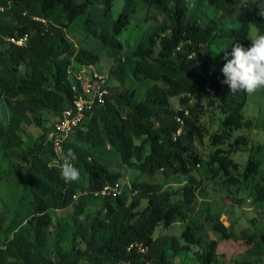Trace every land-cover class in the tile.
Segmentation results:
<instances>
[{
	"label": "trees",
	"instance_id": "1",
	"mask_svg": "<svg viewBox=\"0 0 264 264\" xmlns=\"http://www.w3.org/2000/svg\"><path fill=\"white\" fill-rule=\"evenodd\" d=\"M245 1L253 26L264 34V17L259 15V11H264V0H256V4ZM139 3L156 10L165 20L157 29H147L137 47L123 54L126 61L118 59L111 73L123 91L112 92L107 82L106 105L89 114L62 143L60 152L54 150L53 141L48 138L51 131L32 147L24 148L22 126L40 123L34 113L45 111L56 118L71 106L75 79L68 69L72 61L87 67L95 60L90 51L71 48L65 29L78 18H84L89 28L96 23L100 34L92 35L118 55L122 47L118 36L130 23ZM238 3L239 0H124L114 19L112 0H0V99L9 110L7 120H0V153L6 156L18 149L20 158L28 164L25 172L16 174L23 189L20 202L27 210L26 227L20 221H12L5 228L7 238L0 245V264H167L168 257H177L190 245H201L197 234L202 227L192 222L189 215L198 192L203 191L193 174L200 159L192 143L202 141L206 132L200 117L205 111L216 110L223 115L220 133L210 139L213 146L224 143L231 131L250 124L243 117L248 94L232 93L222 83L224 64L211 74L203 71L201 65L207 64L201 60V48L225 41L231 45L230 53L237 43L250 47V23L244 21L239 27L220 29L217 18L201 22L196 10L206 4L225 18ZM99 9L101 12L97 13ZM5 18L12 23L7 24ZM24 34L28 38L23 47L4 40ZM20 68L23 76L17 75ZM127 80L149 83L140 101L134 100L137 91L126 87ZM176 96L178 110L170 107V99ZM180 127L182 132L177 135ZM248 140L246 136L237 137L228 150L217 147L210 153L206 160L209 178L223 176V186L230 190L257 173L260 161L253 156L247 161L241 180L232 172L238 169L231 158L233 149L246 146ZM75 144L84 149L79 151ZM106 146L119 155L122 165L136 168L150 179L158 173L166 178L181 175L186 183L169 191L156 182L133 181L131 194H135L130 201L125 192L116 198L99 197L101 208L86 213V202L92 193L104 184L117 183L121 177L92 151ZM68 149L75 153L74 165L80 170V179L71 183L62 179L58 167L50 166ZM84 177L86 185L82 187ZM253 191L254 202L264 201V186L255 184ZM67 208H71L70 214L55 220L53 255L47 258L43 250L49 240L51 212ZM205 218L222 240L231 237L218 216L208 214ZM177 220L188 222L180 235L183 245L174 236L155 233L160 226L167 229ZM66 241L71 245L69 249L62 247ZM131 244H142L146 250H128ZM216 248L215 240L205 244L201 255H197L200 264H213Z\"/></svg>",
	"mask_w": 264,
	"mask_h": 264
},
{
	"label": "rangeland",
	"instance_id": "2",
	"mask_svg": "<svg viewBox=\"0 0 264 264\" xmlns=\"http://www.w3.org/2000/svg\"><path fill=\"white\" fill-rule=\"evenodd\" d=\"M76 1L81 3L85 0ZM123 6L124 0H112L111 13L114 19L117 18ZM96 12L100 13L101 10L99 9ZM196 12L201 22L207 23L211 18H217L220 29L228 30L231 27H239L242 22L248 21L250 23L249 37L256 31L251 22L250 8L245 0H239L237 7L233 9L231 15H226L225 18L219 13L216 15L211 7L206 4L199 5ZM148 15L149 17L146 19ZM164 20V16L156 14V10L149 9L147 6L139 3L136 11L130 16V23L118 36V41L122 47L117 55L110 47L104 46L99 39L92 35V33L96 35L100 34L96 23H91V27L89 28L84 18L76 19L64 31L66 40L74 51L78 49L90 51L94 55L95 60L93 64L87 67H80L72 61L73 65L70 67V71H72L71 75H80L83 81L89 74L97 73L106 77L112 92H122L123 88L119 86L111 71L117 65L120 57L122 61H126L122 57L123 54L137 47V43L141 40L147 29H157ZM4 21L7 24L12 23L9 18H5ZM4 47L2 46L1 48ZM230 49L231 45L227 41L213 43L210 47H202L201 60H204L207 64V66L201 65L204 67L203 71L209 74L211 71L219 70L226 62L224 57L226 54H230ZM155 51H157V47ZM208 56H210V59H208ZM23 73V68H20L17 75L23 76ZM147 86H149L148 82L136 83L132 80L126 81V87L135 88L137 91L135 101L142 99V93ZM170 107L174 110L180 109L179 96L170 99ZM8 114L9 110L6 103L3 99H0V120L5 122ZM33 115L39 119L40 123L39 126L35 123L22 126L20 137L24 148L32 147L47 131H52L51 128L56 119L53 114L45 111L36 112ZM243 115L244 121H250L249 127L231 131L229 138L219 146H213L210 139L213 134L220 133L223 115L216 110L205 111L200 117L201 123L206 126V132L202 141L198 142L196 140L192 143V149L200 159L199 167L193 171V174L200 181L203 191L198 192L196 200L189 209V215L192 222L202 227V230L197 234L201 245H190L188 250L181 251L177 257H168L167 264H200L197 255H201L205 244L211 240L217 242V257L213 264H264V201L254 202L252 197L254 193L253 186L255 184L264 186V179L262 178L264 176V90L258 91L253 95H248ZM50 133L48 134L49 139ZM240 136H246L249 140L246 146H238L233 149L234 152H232L231 158L237 163L238 169L232 172L238 175L241 180V175L251 156L260 161V166L257 173L249 176L244 181L242 179L243 182L238 188L231 187L229 190L223 186V176L209 178L206 160L209 154L214 152L217 147H221L225 151L228 150L230 148L229 144ZM69 141L74 143V140L71 138ZM75 147L79 151L84 149L83 145L75 144ZM92 151L110 170L121 175L118 183H120L122 192L128 195V201L132 197L131 184L133 181L156 182L163 189L169 191L181 187L186 183V178L181 175L166 178L161 173H158L153 179H150L136 168H127L122 165L119 155L111 150L109 146L95 148ZM20 157L21 154L18 149H14L11 154L6 156L0 153V245L7 238L4 230L12 221H20L21 225L25 226L24 219L27 210L20 202L23 189L16 174L17 172H25L28 164ZM81 185L85 187V177L81 180ZM82 193L86 195L84 191ZM100 208L101 200L99 197L87 199L86 213H94ZM70 212L71 208L51 212L52 222L49 226V240L43 250L45 257L52 258L53 255L55 220L66 217ZM208 214L213 217H219L220 222L228 228L231 234L229 239L222 240L220 235H217L211 229V222L205 218ZM187 223L186 221L177 220L167 229H163L160 226L155 233L174 236L183 245L184 242L180 239V235ZM70 246L67 241L62 244L63 249H69Z\"/></svg>",
	"mask_w": 264,
	"mask_h": 264
},
{
	"label": "built area",
	"instance_id": "3",
	"mask_svg": "<svg viewBox=\"0 0 264 264\" xmlns=\"http://www.w3.org/2000/svg\"><path fill=\"white\" fill-rule=\"evenodd\" d=\"M27 38V35L24 34L6 37L4 40L8 44L23 47L26 45ZM68 72L69 74L72 73L70 68ZM73 77L76 81L71 87L73 93L71 106L62 110L60 115L56 117L50 133V140L53 141L54 150L57 152L61 151L62 143L88 118L89 114L96 108L104 107L107 102L109 90L106 77L97 73L89 74L83 81L80 75ZM177 121L182 125L183 122L180 118H177ZM181 132L182 128L180 127L176 134L179 135ZM121 194L122 189L120 183L117 182L113 185L104 184L100 189L94 191L92 196L116 198ZM132 194H135V192ZM131 248H136L141 253L146 250L142 244H131L128 250Z\"/></svg>",
	"mask_w": 264,
	"mask_h": 264
},
{
	"label": "clouds",
	"instance_id": "4",
	"mask_svg": "<svg viewBox=\"0 0 264 264\" xmlns=\"http://www.w3.org/2000/svg\"><path fill=\"white\" fill-rule=\"evenodd\" d=\"M256 4V0H250ZM194 7V4H189ZM264 17V11H259ZM250 47L244 48L240 44H234L230 54H226L225 63L221 69L224 80L230 92L242 91L253 95L264 90V34L256 29L249 37ZM230 55V59H229ZM77 159L72 149H68L59 160H53L50 166L58 167L60 175L66 183L76 182L80 179V170L74 165Z\"/></svg>",
	"mask_w": 264,
	"mask_h": 264
}]
</instances>
